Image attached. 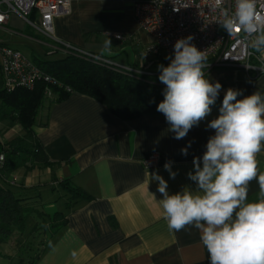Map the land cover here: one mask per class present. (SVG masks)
<instances>
[{
  "label": "crops",
  "instance_id": "0c3cea01",
  "mask_svg": "<svg viewBox=\"0 0 264 264\" xmlns=\"http://www.w3.org/2000/svg\"><path fill=\"white\" fill-rule=\"evenodd\" d=\"M134 1L68 0V12L52 22L53 36L78 49L158 71V65L166 66L165 54L142 58L143 48L153 39L137 24ZM19 20L10 15L0 30L43 46L54 56L48 61L68 55L62 48L49 53L47 46L51 42L23 24L16 25ZM114 35L123 39L116 40ZM107 41L111 46H105ZM252 49L264 60V52ZM35 55L38 61L45 60ZM203 71L210 82H219L222 88L211 114L179 140L169 131L164 115L123 120L100 102L76 92L62 100L46 102L45 114L32 130L53 163L50 166L28 163L27 167L19 166L10 172L4 168L0 174V183L12 186L16 195L33 198L30 202L46 216L55 212L66 216V224L49 239L48 233L41 229L40 218L33 215L27 220L23 234L17 239L30 240L35 233H42L43 237L36 247L39 256L32 264H209V254L197 229L191 226L178 232L169 229L159 203L162 196L157 191L158 182L151 181L150 175H161L168 183L169 194L185 188L195 194L197 186L187 174L194 171L193 158L202 157L209 137L215 134L207 123L219 115L227 89L242 90L243 96L255 91L264 94V74L247 76L243 70L232 67ZM21 134V127L16 124L12 132L6 133V139L0 137V142L6 143ZM182 148H187V155L181 153ZM152 153L159 155V164L145 168L142 161ZM166 162H171L176 173L174 179L164 168ZM256 163L258 179L259 174H264V148L257 153ZM62 179L71 180L90 199L70 201L63 190H52L54 180ZM257 179L248 185L247 202L264 199ZM68 201L71 208L66 207ZM33 225L40 228L27 235ZM16 237L0 241V264H13L20 254L21 248L14 242Z\"/></svg>",
  "mask_w": 264,
  "mask_h": 264
},
{
  "label": "clouds",
  "instance_id": "9594fccd",
  "mask_svg": "<svg viewBox=\"0 0 264 264\" xmlns=\"http://www.w3.org/2000/svg\"><path fill=\"white\" fill-rule=\"evenodd\" d=\"M221 15L218 23L230 36L243 32L252 38L256 51L264 52V12L257 9V0H235L234 7L221 8ZM192 39H178L174 57H165L170 63L157 66L158 79L166 88L156 110L177 140L211 114L222 88L206 78L207 56ZM105 46H111L110 41ZM241 96L242 90L227 89L219 115L207 123L215 134L202 157L193 158L194 171L187 174L197 186L195 194L189 188L169 194L167 181L158 173L150 175L151 181L158 182L159 203L169 229H197L209 264H264V199L247 202L248 185L257 179L256 155L264 148V94L255 91L238 99ZM181 153L187 155V148ZM164 168L174 179L171 162ZM257 182L264 195V174Z\"/></svg>",
  "mask_w": 264,
  "mask_h": 264
},
{
  "label": "built area",
  "instance_id": "2783aa9c",
  "mask_svg": "<svg viewBox=\"0 0 264 264\" xmlns=\"http://www.w3.org/2000/svg\"><path fill=\"white\" fill-rule=\"evenodd\" d=\"M234 3L235 0H221L218 6L216 0L134 1V18L153 39L143 48L142 54L147 57L163 52L165 57H174L175 42L192 36L191 43L207 56L208 66L203 70L232 67L243 70L247 76L264 74V60L252 49V38L243 32H234L230 36L218 23L222 19L221 8H232ZM257 9L264 12V0H257ZM67 12L68 0H0V27L7 23L10 15H16L32 32L51 42L47 46L49 53L62 48L68 54L131 77H159V71L136 68L55 40L52 22ZM114 38L123 39L120 35H114ZM165 57L167 66L170 60ZM0 78L7 92L20 87L31 90L38 81L56 83L19 49L8 45H0ZM45 94L50 96L51 91L46 89ZM1 147L2 142L0 170L5 160ZM159 161V155L152 153L142 163L145 168H153L158 166Z\"/></svg>",
  "mask_w": 264,
  "mask_h": 264
},
{
  "label": "trees",
  "instance_id": "16d2710c",
  "mask_svg": "<svg viewBox=\"0 0 264 264\" xmlns=\"http://www.w3.org/2000/svg\"><path fill=\"white\" fill-rule=\"evenodd\" d=\"M42 71L49 74L55 84L38 81L33 89L16 88L7 92L0 78V119H7L11 126L19 125L22 134L6 143H2L5 160L1 171L31 165L50 166L41 144L37 140L32 127L36 122L38 109L46 102L59 101L72 92L83 94L105 105L116 117L130 120L141 115H163L156 110L157 105L164 99L163 92L166 85L158 77L144 75L131 77L103 66L88 62L77 56L68 54L59 60H42L35 63ZM51 95L47 96L45 90ZM50 97V98H47ZM55 186L63 190L71 201L89 200L90 196L69 179L54 180ZM0 183V241L17 236L14 239L21 252H28L32 243L28 237L17 238L23 234L27 220L35 215L41 219V229L48 233L47 239L59 231L66 224V216L55 212L46 216L30 201L33 198H24L16 195L12 186ZM68 201L67 208L72 204ZM40 227L33 225L30 232L33 234ZM46 239V240H47ZM39 253L30 257L32 264Z\"/></svg>",
  "mask_w": 264,
  "mask_h": 264
},
{
  "label": "rangeland",
  "instance_id": "374dc122",
  "mask_svg": "<svg viewBox=\"0 0 264 264\" xmlns=\"http://www.w3.org/2000/svg\"><path fill=\"white\" fill-rule=\"evenodd\" d=\"M25 25V28L29 29L30 28L21 20L16 22V25ZM31 31V30H30ZM9 44L10 46H16L17 49H19L22 53H24L27 57H29L34 63L38 62V58H34L35 54H38L41 58L47 60L49 58H54V56H52L51 54H48L45 50V48L43 46L40 45H36L33 41H30L29 39H26L22 36L16 35L14 33H8L6 32V30L1 29L0 30V45H6ZM34 51L35 54L32 52ZM33 55V56H32ZM149 56H144L142 54V58L144 60H147ZM154 71V70H153ZM50 98V97H47ZM46 104L44 103L39 109H38V113L36 116V123L38 121H40L44 114H45V109H46ZM10 130H14V125L11 126L9 121L7 119H0V137L1 139H6V133L7 132H12ZM41 232V231H40ZM36 235H34L30 241L32 243V247L28 252L22 253L20 252V254L18 256H16L14 263L13 264H27V261L30 260V257L34 256L36 254V247L39 245V243H41V241L43 240L42 237V233L38 234L35 233Z\"/></svg>",
  "mask_w": 264,
  "mask_h": 264
}]
</instances>
